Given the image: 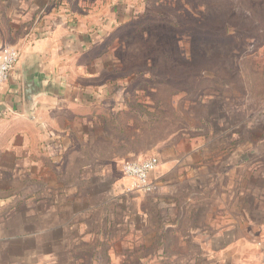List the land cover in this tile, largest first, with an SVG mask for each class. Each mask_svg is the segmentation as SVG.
Listing matches in <instances>:
<instances>
[{"label":"rangeland","instance_id":"1","mask_svg":"<svg viewBox=\"0 0 264 264\" xmlns=\"http://www.w3.org/2000/svg\"><path fill=\"white\" fill-rule=\"evenodd\" d=\"M35 31L66 41L71 83L113 93L85 145L107 170L7 180L0 264H264V0H0L7 47ZM160 149L136 189L123 163Z\"/></svg>","mask_w":264,"mask_h":264},{"label":"crops","instance_id":"2","mask_svg":"<svg viewBox=\"0 0 264 264\" xmlns=\"http://www.w3.org/2000/svg\"><path fill=\"white\" fill-rule=\"evenodd\" d=\"M58 40L49 32L35 31L12 43L19 51V61L10 78L0 86V192L7 191V180L14 177H38L43 160L50 164L48 168L61 166L62 175L76 165L78 176L95 175L98 177L94 178V185L102 184V170H107V165L98 163L103 157L95 149L85 150V145L94 141L96 128L101 124L102 96L107 97V106L113 93L71 83L64 73L66 41ZM80 43L85 45L81 40ZM8 44L11 43L0 32V50ZM173 157L167 149H160V164L164 168ZM159 169L151 174L153 180ZM92 183L89 181V185ZM5 205L0 199V207ZM4 215H0V251L6 254L11 245L6 246ZM221 219L229 221L226 215ZM225 225L221 236L228 240L231 226ZM253 231H261L264 237L263 227ZM242 240L239 244L246 246L247 240Z\"/></svg>","mask_w":264,"mask_h":264},{"label":"built area","instance_id":"3","mask_svg":"<svg viewBox=\"0 0 264 264\" xmlns=\"http://www.w3.org/2000/svg\"><path fill=\"white\" fill-rule=\"evenodd\" d=\"M18 61L19 51L16 48L4 47L0 50V86L10 78ZM159 164L157 156H148L142 159L127 160L122 167L124 173L134 180L135 188L148 193L154 187L151 181V172Z\"/></svg>","mask_w":264,"mask_h":264}]
</instances>
